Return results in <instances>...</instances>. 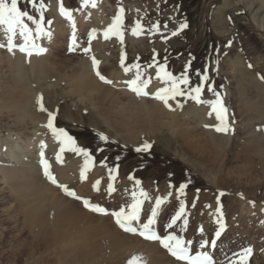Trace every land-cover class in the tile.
<instances>
[{
	"label": "rangeland",
	"instance_id": "374dc122",
	"mask_svg": "<svg viewBox=\"0 0 264 264\" xmlns=\"http://www.w3.org/2000/svg\"><path fill=\"white\" fill-rule=\"evenodd\" d=\"M61 3L66 10H69L75 29L72 21L60 14ZM43 4L45 29L51 33V36L44 37L37 43H49L55 57V59L52 56L48 57L50 64L47 69L39 70L36 67L31 70L25 62L26 58L23 56L20 58L22 63L15 62L13 60L20 54H8L5 48H0V150L8 141L19 142L33 135L28 133L30 129L26 124L30 116L25 117V121L16 118V115L21 114L22 111L26 113V108L22 110L23 108L18 107V104L13 105L14 96L18 97L17 93H20L21 89L19 85L16 88L13 83L14 75L19 72L25 76L30 87L34 88L36 97L38 94L42 95V102L47 109L44 118L40 121L42 126L37 127L36 132L40 135V141H44L46 145L44 153L45 159L51 166L50 170L56 178H59L60 171L63 172L62 168L65 169L64 173L70 175V179L68 178L69 180L64 183L78 196L89 199L93 204H99L109 211L118 210L131 202L130 192L134 188L135 180L138 179L141 181L140 187L150 197L143 205L142 222L150 213L155 198H166L159 209L156 227L162 235L167 234L166 224L183 202L184 216L188 224L181 231L183 220H180L172 230L182 235L185 240H193L194 249L201 240L210 242L217 230L215 209L218 206L219 196L225 228L218 239L217 247L207 249L214 256L216 264H226V258H231L234 253L249 246L253 249V254L248 264H264V211H262L264 184L254 190V187L248 183L246 192H243L242 189H236L234 183L231 185L226 183L225 178L227 174L229 175V171L247 168L246 162H239L237 157L243 154L242 144L246 140L250 139L252 144H260L259 147L264 149V103L258 110V102L255 99L257 89L251 87L253 83L247 84L251 78L249 76H252L264 90V79L261 78L264 77V0H97L96 7L90 4L81 7V0H43ZM19 6L22 10L26 9L34 15L37 14L27 0H19ZM118 7H123L125 10L122 25L123 43L115 36L107 40L103 36V31L112 22ZM96 12L98 13L94 19L93 14ZM137 19H141L145 31L139 36H134L131 34V28ZM49 20L52 22L50 25L47 24ZM157 21L160 23V31L149 32L150 25ZM182 21H186L189 26L179 35L171 36V32ZM165 24H167L166 28ZM92 29L96 32L94 39L89 43L88 33ZM73 33L74 50L69 51ZM162 34L168 39L163 40ZM229 41H231L230 45ZM2 42L5 43V38L3 31L0 30V43ZM17 42H19L18 37ZM83 48H90V52L85 54ZM121 51L125 54V66L139 63L143 70L150 71L155 69L147 67L152 63L155 51L157 62H163L166 58L168 70L174 74L183 71L191 54L194 58L190 69L193 73V82L197 81L195 70L203 69L205 65L209 66V82L222 95L230 125V131L226 133L229 136L227 145L220 148L223 150L222 160L217 159L218 162L216 160L215 169L209 159L208 162L187 153L176 137L164 128L156 132H162L156 137H149L150 133H140L135 139L130 140L117 129L115 123L114 128L107 127L105 121L113 123L111 114L114 117L113 111L115 113L116 107L125 101L105 96L109 89H102V95L106 99L101 95L92 104L87 98L80 101V94L70 90V81L75 79L71 67L79 57L88 60L89 57L95 56L101 61L102 75L110 79L114 71L120 72L124 74L120 75L123 81H126L129 75H133L131 73H134L135 69L128 74L124 72L120 65ZM217 58L218 62L213 63L212 61ZM249 64L252 65L251 68ZM231 65L237 70H233ZM240 75L242 79L237 82ZM245 85L246 97H249L251 102L245 101V95H240V87ZM107 86L115 89L111 85ZM36 97L33 98V103ZM201 98L212 100L214 95L205 89ZM240 99L244 103L248 102V106L253 107L252 110L241 113L238 107L239 101L237 102ZM182 103L186 110V106L189 107L196 102L187 100ZM205 105L206 110H209L208 105ZM47 112L55 113L54 124L64 128L74 138L78 147L89 151L91 161L84 180L80 179V169L84 166L82 155H77L66 148L61 153V161L56 160L60 145L51 132L43 127L47 122ZM186 114L182 119L187 117ZM137 120L147 126L148 120L143 119L141 114L137 116ZM152 120L156 121V118ZM203 120L196 127L200 135L206 133V125L213 126L216 121L215 117ZM97 133L106 135L108 141H100ZM144 141L152 144L151 149L147 153L136 152L135 149ZM222 144L224 145V141ZM263 149H259L253 157L255 166L250 173H258L255 171L256 168L260 169L264 166ZM40 150H37L36 158L33 159L37 167L40 166ZM28 155L30 156L29 153ZM4 159H0L2 168L8 166L4 162L11 163L10 160ZM68 163L70 167L65 165ZM11 165L10 167L13 166ZM13 167H18V164ZM112 168H117V172L113 174L115 179L111 181L116 190L109 194L107 185L110 182ZM235 171L231 173L234 180L238 175ZM39 174L43 176L41 169ZM130 175L134 177L133 180H129ZM2 176L0 173V179ZM97 180L100 182L97 185L98 190H94L93 184ZM182 182L187 183L188 186L178 194L176 189ZM1 185L0 264H114L112 262L114 256L121 258L122 262L118 260L119 264H127L128 252L120 254V251L116 250L106 253L94 249L91 242L99 240L102 234L83 241L82 238L87 232L69 230L66 239L70 238L71 244H66L62 241L63 235L55 233L58 225L50 220L52 210L50 201L41 212L32 210L31 213V210L26 211L24 206H19V202L15 201L18 198L16 193L13 192L16 196L12 195V191L5 187L2 189ZM54 186L58 194L73 200L81 208L82 201L67 196L58 185ZM221 193L224 195L221 196ZM200 229H203V232Z\"/></svg>",
	"mask_w": 264,
	"mask_h": 264
},
{
	"label": "bare ground",
	"instance_id": "6f19581e",
	"mask_svg": "<svg viewBox=\"0 0 264 264\" xmlns=\"http://www.w3.org/2000/svg\"><path fill=\"white\" fill-rule=\"evenodd\" d=\"M97 13L98 12L93 14L94 19H96ZM39 45L44 47L47 51L42 55H33L27 58V62L26 61L25 62L30 66L31 70H34V68L36 67L39 70L42 69L46 70L47 69L46 67L50 64V60L49 61L47 60L48 57L52 56V58L55 59L52 53L53 50L51 51V47L49 43L47 44L46 42L45 43L42 42ZM14 53L18 55L20 54L19 57H16L15 60H13L15 62L22 63L23 61L20 58L22 56L23 58H26L18 50H16ZM98 61H99L98 69L101 72V68H100L101 61L100 59ZM5 65L7 66V64ZM231 68L235 70L236 67L232 66ZM71 69L73 70L72 72L75 79L70 81L71 83L70 90L73 91V93L77 92L80 94V98H79L80 101H83V99L87 98L91 104L93 103L94 100L96 102V100L103 94L102 93L103 88L109 89L108 94H104L105 96H108L112 99L115 98L117 100L119 99L125 100L116 107L117 109L115 110V113L113 111L114 117L111 114V117L114 122L112 123L111 121H107V122L105 121L107 127L114 128L115 127L114 123H115L117 129L123 132L126 135V137H128V139L130 140L135 139L136 136L140 133H144V134L150 133L151 135L149 134L150 135L149 137H156L158 134L162 133V132L160 133H156V132L164 128L165 131L176 137L177 141L182 146H184V150L187 153L194 154L196 155V157L205 159L207 161L209 159L211 161V165L214 166V169L216 165V160L217 159L222 160L223 150L221 149L222 147L227 145V140L229 139V136L226 133L217 132L215 130L214 125L217 123V121H215L213 126H207L206 133L201 134L202 136L198 134V131H196L197 125L202 121H204L203 119L208 117L209 118L215 117L214 114L212 116L208 115L210 109L206 110L205 104L195 103L189 107L186 106V110H185L184 105L182 107H176L175 102H171L173 104V110H169L167 107L163 105V103L155 99H152L150 96L137 97L134 93H132L127 89V87L124 84L125 80L123 81V78L120 76L122 75L120 74V72L114 71V73H112V76L110 77L112 81L111 84H106L103 81H101L96 76L95 72L92 69L91 57H89L88 60L85 59V57H79V59L74 62V65L73 67H71ZM134 73L131 74L134 75ZM133 75H129L130 77L126 79L127 80L131 79ZM144 75L145 77H149V76L152 77L151 83L148 87V91L154 92L157 88L163 86L161 82L157 80L155 77V69L152 71L148 69L144 70ZM241 77L242 76L240 75L239 78L237 79V82H240V79H242ZM249 77L251 78H249L247 84L253 83L251 87L252 86L256 87L257 93L255 95L256 97L255 99L258 102L257 109L260 110L262 106L261 104L264 103V90L262 85H260L258 82L253 80L252 76ZM106 79L110 80L109 78ZM13 83L16 88L18 87V85L21 88L20 93H17L19 96L18 97L14 96L13 105H15V103L18 104L19 105L18 107L23 108L22 110L26 108V113L22 111L23 114L21 113L16 115V118L17 119L21 118L20 121H25L24 118L30 116L26 124L30 129L28 133L33 135L31 137H26V139H23L19 142L8 141L7 145L2 150H0V159L5 158L4 160L7 159L11 161V163L10 162L7 163L8 161L4 162L6 165H8L6 167L2 168L0 166V173L3 175L0 179V183L2 184V185L0 184L1 188L5 187L7 190L12 191V193L13 192L16 193L18 195V198L15 201L19 202L20 204L19 206L21 207L24 206L26 211L27 209L31 210V213L32 210L33 211L37 210L41 212L42 209L46 208L47 204L49 205V201H50V204L52 205L50 220L52 223H56V225H58V228H56L55 233L57 235H63L64 239H62V241H65L66 244L67 243L69 245L71 244V239L70 238L66 239V233L69 230L71 232H75L77 230H83L87 232V235L83 236L82 238L83 241L89 240L92 236L102 234V237L99 240H93L91 242L94 245L93 246L94 249L98 251L111 253V251L115 252L117 250L120 251V254L122 253L126 254L125 252H128L129 253L128 259L133 255H140L146 261V264H172V263L182 264V262H178L174 257L168 254L167 250L161 247L158 242L148 241L143 239L139 235H134L131 233L124 232L116 225L112 216L103 215V214L95 215L93 212L82 207L83 206L82 203H81L82 204L81 208H79L80 206L77 205V203H75L73 200L58 194L54 184L48 181L44 175L41 176V174H39L41 167L40 166L37 167L33 159L36 158L35 156L38 152L37 150L40 149L39 148L40 146H38V144L41 138L36 131H37V127L40 128L42 126V123L40 121L44 118V112L39 111L37 109V105L33 103V98L36 97V93H35L36 91L34 90L33 87H30V84L27 82L24 75L17 72L16 75H14ZM107 85H111L115 89L107 88L108 87ZM245 88L246 85L244 87L243 86L240 87L241 90L240 95H245L244 97L245 101L251 102V99H249V97H246L247 92H245L244 90ZM105 96H103L104 99H106ZM178 99L183 101V98H178ZM240 100H237V102L239 101L238 107L240 108L241 113L252 110L253 107L251 108L250 106H248L247 104L248 102L244 103L242 100H241L242 102H240ZM198 110L200 111V113ZM185 113H187L186 114L187 117L182 119ZM139 114H141L143 119L148 120L146 121L147 126L145 125L144 122L140 123L139 120H137V116ZM95 115L97 114L95 113ZM154 118H156V121L152 120ZM238 123L240 125V122ZM223 141H224V145L222 144ZM259 146L260 144L259 145L252 144L250 139L246 140V142L242 144L243 154L242 155L239 154L240 156L237 155L236 156L238 157L239 162L241 161L243 163L246 162L247 168L245 170L244 169H239V170L236 169V171L234 170L235 174L236 173L238 174L235 180L232 177L233 175H231V173L234 171H229L228 172L229 175L227 174L226 175L227 177H225L227 181L226 183H228L229 185H231V183H234L236 185L234 187L236 189H242L243 192L244 191L246 192L247 190L246 185L248 183L249 185H252L254 187V190L261 188V186L264 184V166H261L260 169L256 168L255 171H258V173H254V174L252 172L250 173L252 167L255 166L254 165L255 163L252 160L253 157H255V154H257L259 149H263L262 147ZM27 153H29L30 156L29 155L27 156ZM23 157H26V159L22 160ZM70 163L65 165L67 167H70L69 165ZM11 164L13 166L15 164H18V167H13ZM10 165L12 167H10ZM212 166L211 168H213ZM62 170L63 172L60 171L59 178H57L58 184H63L64 182H66L68 178L70 179V175L64 173L66 170L63 168ZM7 183H9V185ZM63 185H65V183ZM59 189L62 191L61 188ZM14 193L12 195H15ZM7 199L9 200V198ZM72 255L74 256L75 254L73 253ZM118 260L122 262L119 256H114V260L112 262H114V264H119L120 262Z\"/></svg>",
	"mask_w": 264,
	"mask_h": 264
},
{
	"label": "snow or ice",
	"instance_id": "6c2138e0",
	"mask_svg": "<svg viewBox=\"0 0 264 264\" xmlns=\"http://www.w3.org/2000/svg\"><path fill=\"white\" fill-rule=\"evenodd\" d=\"M27 3L35 10L36 15L30 13L28 10H22L19 6V0H0V30L3 31L5 38V43H0V48H5L9 53L14 54L16 50L22 53L27 58L33 55H42L47 50L37 44V41L48 37L50 38L51 33L45 29V19L43 15L44 4L43 0H27ZM91 5L96 7L97 0H81V7ZM60 14L66 16L70 21H72L71 14L69 10H66L63 4H60L59 8ZM124 8L118 7L115 16L112 18V22L103 31L104 39H109L111 36H115L121 43H123V31L122 25L124 24ZM139 11V10H137ZM49 20L47 24H51ZM31 25V26H30ZM73 29H75V23L72 21ZM186 21H182L178 26L171 32V36L179 35L184 29L188 27ZM167 27V24L164 25ZM145 31V25L141 22V19H137L134 22V26L131 28V34L134 36H139ZM149 32L155 33L160 31L159 21L152 23ZM95 29H92L88 33V41L94 39ZM17 37L19 42H17ZM161 38L167 40L168 37L162 34ZM74 33L73 38L69 43V51L74 50ZM231 41H229V45ZM82 51L85 54L90 52V48H83ZM156 53L154 51L152 63L147 65L148 68H155V77L161 82L162 87L157 88L154 92L148 91V87L151 83L152 77H145L144 70L139 63L132 64L130 66H125V54L121 51L120 55V65L125 73H128L135 69L133 77L129 80L124 81L125 86L129 91L134 93L137 97H151L161 103L169 110H173V104L175 102L176 107H182L183 103L178 98H183V101L192 100L197 104H207L210 111L209 116L215 115L217 123L214 125L215 130L221 133H227L230 131V125L227 118V108L224 105L223 98L220 92L213 87V84L209 82L210 77L209 66L205 65L203 69H196L194 75L197 77V81L193 82L192 75L190 72L193 59L191 54L188 62L184 65L183 71L179 74H174L172 71L168 70L167 59L163 62H157ZM213 63L218 62L217 60L212 61ZM99 61L93 56L91 57V66L96 76L106 84H111L112 81L106 79L105 76L101 74L98 69ZM251 68L252 65L249 64ZM264 79V77H261ZM207 89L208 92L213 93L214 99L204 100L202 99V94ZM37 109L41 112H46L47 109L42 102V95H37L36 101ZM55 113L47 112V122L43 127L51 132L53 138L59 142L60 150L56 154V160L61 161V153L67 148L69 151L76 153L77 155H82L84 157V166L80 169V179L84 180L88 164L91 161V156L86 148L78 147L74 138L69 135V133L61 127H57L54 124ZM207 127V125H206ZM100 141H108V137L103 133H97ZM46 147L44 141H40V153H39V165L43 171V175L48 181L54 185H58L59 188L69 197H73L76 200L82 201L83 207L93 213H100L103 215H111L116 223V225L126 233H131L134 235H139L145 240L158 242L161 247L166 249L168 253L174 257L178 262L182 264H216L214 256L207 249L210 247L215 249L217 247L218 239L225 228L224 218L222 208L220 206V198L217 197V207L215 209L217 230L215 231L211 241L201 240L198 246L194 249L195 242L193 240H185L182 235L177 234L173 231V226L177 224L178 221L183 220L181 225V231L188 224L187 218L184 216L185 206L181 202L179 209L174 215L170 217V221L166 224L168 229L167 234H161L157 230V217L160 214L159 209L165 203L166 198L156 197L154 205L150 207V213L147 218L142 222V210L145 201L149 200V194L140 187L141 181L136 179L134 188L130 192L131 202L127 203L126 206H121L118 210H113L109 212L105 207L99 204H93L89 199L82 198L77 195V193L71 190L68 186L63 184H58L57 178L51 172L50 164L45 159L44 148ZM152 147V144L144 141L139 147L135 149L138 153H147ZM119 159V157H117ZM117 172V168L110 169V182L107 185V192L109 194L115 192L112 180L115 179L114 173ZM133 176H129V180H133ZM97 180L93 184V189L98 190L97 185L99 184ZM190 183V181H189ZM187 183H180L179 187L176 189L177 193H182L187 187ZM171 195V193H169ZM221 196L224 193L220 194ZM249 203H254L249 201ZM264 211V209H262ZM203 232V229H200ZM253 254V249L245 247L240 249L238 252L234 253L231 258H226V264H248L249 258ZM127 264H146V261L140 255L131 256Z\"/></svg>",
	"mask_w": 264,
	"mask_h": 264
}]
</instances>
